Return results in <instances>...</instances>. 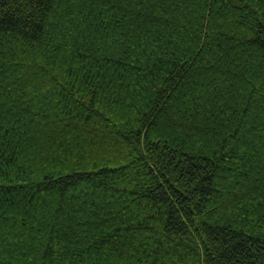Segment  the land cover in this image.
<instances>
[{"label":"trees","instance_id":"16d2710c","mask_svg":"<svg viewBox=\"0 0 264 264\" xmlns=\"http://www.w3.org/2000/svg\"><path fill=\"white\" fill-rule=\"evenodd\" d=\"M0 264H264V0H0Z\"/></svg>","mask_w":264,"mask_h":264}]
</instances>
